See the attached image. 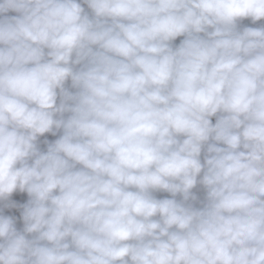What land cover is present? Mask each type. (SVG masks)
I'll use <instances>...</instances> for the list:
<instances>
[{"label":"clouds","instance_id":"clouds-1","mask_svg":"<svg viewBox=\"0 0 264 264\" xmlns=\"http://www.w3.org/2000/svg\"><path fill=\"white\" fill-rule=\"evenodd\" d=\"M244 20L264 0H0V264H264Z\"/></svg>","mask_w":264,"mask_h":264},{"label":"crops","instance_id":"crops-1","mask_svg":"<svg viewBox=\"0 0 264 264\" xmlns=\"http://www.w3.org/2000/svg\"><path fill=\"white\" fill-rule=\"evenodd\" d=\"M245 21V20H244ZM242 21V22H244ZM246 21H251V20H246ZM215 118H213V122H214ZM158 197H164V196H167L168 194L167 193H158L157 194ZM13 200L19 202V203H24L27 201L28 197H27V194L26 193H15L13 194V197H12ZM5 214L6 215H13V216H16L17 217V227L18 228H22V221L20 220V209H5Z\"/></svg>","mask_w":264,"mask_h":264},{"label":"built area","instance_id":"built-area-1","mask_svg":"<svg viewBox=\"0 0 264 264\" xmlns=\"http://www.w3.org/2000/svg\"><path fill=\"white\" fill-rule=\"evenodd\" d=\"M86 7V6H85ZM11 14H14V13H10V15ZM242 25H246V26H251V27H258V26H260V25H264V20H262V21H258V22H256V24H253L251 21H244V22H242ZM180 39H182V37L181 38H178L176 41H175V43H179V40Z\"/></svg>","mask_w":264,"mask_h":264},{"label":"rangeland","instance_id":"rangeland-1","mask_svg":"<svg viewBox=\"0 0 264 264\" xmlns=\"http://www.w3.org/2000/svg\"><path fill=\"white\" fill-rule=\"evenodd\" d=\"M45 138L49 139V140H54L56 137L51 136L50 134H46L45 137H41V141H43ZM41 147H44L43 144H41ZM15 194V193H14Z\"/></svg>","mask_w":264,"mask_h":264}]
</instances>
